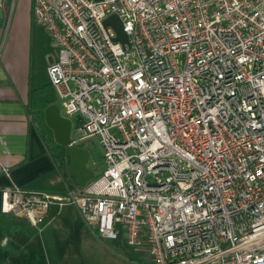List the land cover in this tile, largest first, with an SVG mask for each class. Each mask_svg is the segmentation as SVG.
<instances>
[{"label": "built area", "instance_id": "1", "mask_svg": "<svg viewBox=\"0 0 264 264\" xmlns=\"http://www.w3.org/2000/svg\"><path fill=\"white\" fill-rule=\"evenodd\" d=\"M32 16L70 145L100 137L105 168L63 193L4 190L1 211L39 227L73 205L153 264H264V0H33Z\"/></svg>", "mask_w": 264, "mask_h": 264}, {"label": "crops", "instance_id": "2", "mask_svg": "<svg viewBox=\"0 0 264 264\" xmlns=\"http://www.w3.org/2000/svg\"><path fill=\"white\" fill-rule=\"evenodd\" d=\"M21 1L15 11L8 44H0V264H13L18 255L11 251L16 235L10 228L20 225L29 233L36 228L21 215L1 211L2 192L14 187L47 193H63L69 189L66 183L69 174L64 170L69 159L60 155L61 146L45 121L46 108L54 103L59 105L47 73V67L57 56L45 65L46 80L42 82L40 70L35 69L20 34L27 24L24 5L30 6V0ZM6 6L1 9L5 14ZM74 181L75 189L80 188ZM72 206L52 205L48 218L52 222L64 214L62 209L67 207L70 211L75 208Z\"/></svg>", "mask_w": 264, "mask_h": 264}, {"label": "rangeland", "instance_id": "3", "mask_svg": "<svg viewBox=\"0 0 264 264\" xmlns=\"http://www.w3.org/2000/svg\"><path fill=\"white\" fill-rule=\"evenodd\" d=\"M20 1L12 0V4L9 1L6 6L8 12L6 14L3 10L0 12L2 46L8 44L11 37L15 11L17 5L22 2ZM24 6L27 24L20 34L32 56L35 69L40 70L38 74L41 81L45 82V65L51 62V58L57 56V49L46 30L34 23L33 0H30L29 7L27 4ZM28 13L30 20L27 19ZM72 122L71 137L77 139L75 116L72 117ZM76 145L89 152L87 168L95 169L96 177L102 174L105 164L100 137L94 136L78 141ZM58 151L65 159L67 158L64 147H59ZM66 169L67 166L64 167L65 171ZM67 177V186L74 190L75 178L69 175ZM62 210L64 214L58 215L54 221L44 227L33 228L30 233L20 225L10 228L16 235L13 238L11 251L14 252L13 255L18 254L13 264H153L146 251L128 245L124 238L111 240L101 237L97 232L96 224H86L76 207L70 211L67 207Z\"/></svg>", "mask_w": 264, "mask_h": 264}, {"label": "water", "instance_id": "4", "mask_svg": "<svg viewBox=\"0 0 264 264\" xmlns=\"http://www.w3.org/2000/svg\"><path fill=\"white\" fill-rule=\"evenodd\" d=\"M105 26H111L116 31L115 40L127 42L128 37L123 29L120 18L113 14L104 20ZM45 121L47 126L53 131L55 141L66 149L67 173L76 179L78 186L83 187L91 180L95 172L91 168H87L89 161V152L78 145H70L72 123L69 118L61 114L60 107L57 103L49 105L45 110Z\"/></svg>", "mask_w": 264, "mask_h": 264}]
</instances>
